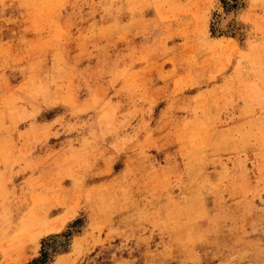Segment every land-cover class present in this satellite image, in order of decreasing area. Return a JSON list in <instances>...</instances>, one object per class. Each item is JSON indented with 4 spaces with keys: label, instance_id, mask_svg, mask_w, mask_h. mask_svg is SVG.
I'll use <instances>...</instances> for the list:
<instances>
[{
    "label": "rangeland",
    "instance_id": "1",
    "mask_svg": "<svg viewBox=\"0 0 264 264\" xmlns=\"http://www.w3.org/2000/svg\"><path fill=\"white\" fill-rule=\"evenodd\" d=\"M0 264H264V0H0Z\"/></svg>",
    "mask_w": 264,
    "mask_h": 264
},
{
    "label": "bare ground",
    "instance_id": "2",
    "mask_svg": "<svg viewBox=\"0 0 264 264\" xmlns=\"http://www.w3.org/2000/svg\"><path fill=\"white\" fill-rule=\"evenodd\" d=\"M230 13H231V12H230ZM230 15H231V14H230ZM230 15H229V16H230ZM225 21H226V20H225ZM227 21H229V20H227ZM227 21H226V22H227ZM221 22H222V21H221Z\"/></svg>",
    "mask_w": 264,
    "mask_h": 264
}]
</instances>
